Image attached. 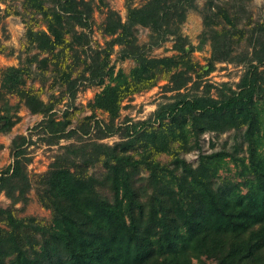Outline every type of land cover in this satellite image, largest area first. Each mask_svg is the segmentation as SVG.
<instances>
[{
	"label": "trees",
	"instance_id": "16d2710c",
	"mask_svg": "<svg viewBox=\"0 0 264 264\" xmlns=\"http://www.w3.org/2000/svg\"><path fill=\"white\" fill-rule=\"evenodd\" d=\"M192 1L144 0L135 5L124 0L123 19L107 8L101 28L108 38L87 54L78 76L101 84L113 72L109 54L114 44L119 45V56L131 57L134 65L128 73L117 69L112 82L103 83L93 94L90 105L106 112L110 121L101 136L114 131L112 122L123 98L159 79L178 90L190 80V72L199 77V71L211 70L214 60L231 59V43L244 36L237 24L243 4L236 5V0L214 4L212 13L223 24L220 29L208 28L207 69L196 70L189 55L193 46L179 31ZM21 3L28 14L23 33L26 51L36 52L26 53L25 62L5 66L0 88L16 95L31 112L46 115L43 127L57 138L70 112L65 109L62 119H54L53 103L44 101L40 87L26 84L25 78L30 77L32 61L46 70L50 63V75L58 71L73 85L72 62L67 60L75 58V45L89 41L81 28L89 26L93 9L89 0ZM135 24L148 26L151 44L171 35L176 53L147 55L135 41ZM252 31L246 36L253 37L258 47L246 59L235 88L228 86L227 92L214 96L208 85L203 94L181 95L158 106L152 120L124 124L118 141L98 145L81 162L57 156L37 173L35 191L39 203L49 209V222L0 206V222L6 226H0V264H193L191 259L201 255L213 258L215 264H264V152L259 148L257 107V97L264 92V77L257 70L264 63V22H256ZM37 53L45 55L37 58ZM16 116L0 114V131L7 130ZM230 127H243L245 155L226 149L199 152L194 166L180 156L188 147L187 130L195 140L204 130ZM26 141L21 133L12 137V161L0 169V191L11 198L15 190L16 196H24L29 185L25 172L29 158L22 146ZM162 152L168 154L167 161L158 159ZM226 156L237 168L232 177L218 173ZM92 158L103 167L99 175L87 171ZM140 170L146 171V183L139 188L133 178Z\"/></svg>",
	"mask_w": 264,
	"mask_h": 264
},
{
	"label": "rangeland",
	"instance_id": "374dc122",
	"mask_svg": "<svg viewBox=\"0 0 264 264\" xmlns=\"http://www.w3.org/2000/svg\"><path fill=\"white\" fill-rule=\"evenodd\" d=\"M89 1L93 9L92 20L88 27L81 28L87 33L89 41L82 46L75 45L73 52L75 58L70 56L67 60V62L70 60L72 62L69 77L74 79L73 85L70 86L69 83L61 79L58 71L54 73L55 76L50 75V63L47 64L46 70V68L37 67V62L32 61L30 77L25 78L26 84L32 83L34 87H40L39 96L44 101L48 100L53 103L51 110L54 119H62L65 109L70 112L65 130L61 133L62 136L54 138L43 127L42 121L47 117L46 115L31 112L16 95L5 93L0 88V114L6 113L11 117L17 115L7 130L0 131V169L12 161V137L21 133L27 139L22 145L25 147V155L29 158L25 167L29 185L24 196H16L17 190H15V195L11 198L0 191V206L11 208L13 213L18 216L35 215L44 222H49V209L39 203L34 179L35 175L46 170L49 163L57 156H68L70 159L81 162L82 156H92L94 154L92 150L96 149L98 145H112L118 141L123 134L124 124L143 119L152 120L153 111L168 101L181 95L203 94L208 85L210 87L208 93L214 96L218 92H227L228 86L235 88V83L248 64L246 59L250 58L253 49L258 47L253 37L246 35L248 31L253 30L256 22H264V0H236V5L243 4L244 11L239 10L240 18L237 24L244 29V36L239 41L231 43V59L214 60L211 70L205 73L199 71V77L190 72V80L178 90L169 89L168 82L165 79H159L151 87L136 91L123 98L118 114L112 122L114 131L104 132V136H101L106 125L110 126V121L106 112L90 105L93 94L102 87L103 83L112 82V76L117 69L128 73L134 65V60L131 57H120L119 45L114 44L109 54V64H111L113 72L111 75L105 76L101 84L91 83L78 76L83 68V60H87V54H91L93 48L99 49L98 46L104 45L103 40L108 38L101 28L107 8L115 10L122 19L125 13L124 0ZM221 1L193 0L192 5L185 10L184 19L179 25L180 33L193 46L189 55L196 62V70L207 69L206 60L210 54L208 28L212 26L220 29L223 24L221 18L212 13L216 10L214 4H220ZM142 2L144 0H133L135 5ZM37 17L36 14L34 18ZM25 18H28V14L23 10L21 0H0V78L5 66L20 64V59L25 62L26 53L30 55L36 52L34 48L26 51L27 47L23 36ZM204 21H209V23L204 24ZM38 26L42 27V23L40 22ZM75 28L80 29L78 26ZM149 32L148 26L134 25L135 41L143 45V50L147 55L162 56L176 53V50L171 47V35L156 44H151ZM252 32L254 33V31ZM185 47L187 48L186 45ZM42 55L45 53H37L36 57L39 58ZM257 70L261 71L264 77V63L257 65ZM257 107L260 117L259 148L264 152V92L262 96L257 97ZM242 130L243 127L238 129L230 127L221 131L204 130L198 134L195 140L191 131L187 130L188 147L180 153V156L194 166L199 152L226 149L236 151L238 155H245ZM168 157L166 152H162L158 159L167 161ZM223 159L224 162L218 169V173L232 177L237 168L227 156ZM102 170V165L94 159L87 165L88 173L93 175H99ZM145 177L146 171L140 170L133 178L134 184L138 187L143 186L146 183ZM0 226H5V224L0 222ZM191 262L193 264H215L213 258L205 255H201L199 259L192 258Z\"/></svg>",
	"mask_w": 264,
	"mask_h": 264
}]
</instances>
